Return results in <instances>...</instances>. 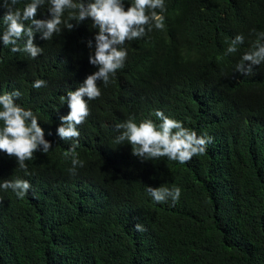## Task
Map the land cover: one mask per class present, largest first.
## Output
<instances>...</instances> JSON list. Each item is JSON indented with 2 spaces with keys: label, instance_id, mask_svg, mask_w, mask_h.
I'll return each instance as SVG.
<instances>
[{
  "label": "trees",
  "instance_id": "trees-1",
  "mask_svg": "<svg viewBox=\"0 0 264 264\" xmlns=\"http://www.w3.org/2000/svg\"><path fill=\"white\" fill-rule=\"evenodd\" d=\"M48 6L36 19L48 18ZM165 6L164 28L127 41L124 66L107 86L97 82L102 94L88 102L90 115L78 126L83 167L74 173L65 155L74 141L58 134L69 112L61 98L98 70L89 63L98 30L85 20L48 41L37 33L43 53L32 59L3 45L0 7V94L19 90L16 102L37 115L52 144L25 162L28 174L0 152V184H31L23 199L0 188V264H264V64L251 75L236 71L264 32V0ZM241 34L238 51L225 54ZM37 79L46 86L34 89ZM156 110L211 137L206 152L185 164L142 162L130 144H116L117 124L129 117L159 124ZM147 186H177L181 196L174 205L157 203Z\"/></svg>",
  "mask_w": 264,
  "mask_h": 264
},
{
  "label": "clouds",
  "instance_id": "clouds-1",
  "mask_svg": "<svg viewBox=\"0 0 264 264\" xmlns=\"http://www.w3.org/2000/svg\"><path fill=\"white\" fill-rule=\"evenodd\" d=\"M18 2L19 0H3L0 5L6 9L2 18L6 26L2 35L3 45L11 46L13 53L23 51L35 59L43 53V48L34 43L37 33L42 40L48 41L54 35L61 34L64 29L73 30L85 20H90L91 28L98 30L94 36V54H89V63L98 70L88 75L75 91L69 90L66 97L61 98L66 99L69 112L60 117L58 134L62 140L74 141L65 153L72 157L73 167L70 171L74 173L77 166L83 167V161L78 159L76 152L80 137L78 126L90 115L88 102L102 94L97 82L107 86L116 71L124 66L127 58V48L124 45L127 41L140 39L153 28H164L165 0H132L127 8L124 0H47L48 18L45 19H36V16L46 0H30L22 10L15 7ZM20 41H23L22 48ZM243 43L244 36L236 35L225 54L236 53ZM87 46L92 49L91 39L87 41ZM261 64H264V32L258 33L256 40L243 53L236 71L242 75H251L253 66ZM46 83L45 80L37 79L32 87L40 89ZM20 95L19 90L0 94V152L15 157L19 168L28 174L25 162L32 160L37 151L47 153L52 144L44 139V131L38 123L37 115L30 108L26 109L16 102ZM154 115L160 121L159 124L150 118L137 122L135 117L117 124L120 134L116 137V144H130L132 155L142 162L167 157L185 164L193 156L206 152L211 137L206 134L198 136L196 131L184 127L181 121L165 115L161 110H156ZM0 188L11 189L18 198L23 199L31 189V184L28 180L17 178L5 180ZM146 190L157 203L171 199L174 205L181 196V189L177 186H147ZM136 230L145 229L137 224Z\"/></svg>",
  "mask_w": 264,
  "mask_h": 264
}]
</instances>
